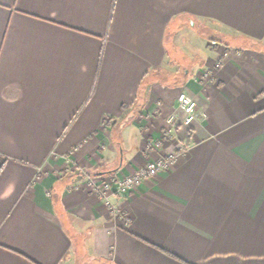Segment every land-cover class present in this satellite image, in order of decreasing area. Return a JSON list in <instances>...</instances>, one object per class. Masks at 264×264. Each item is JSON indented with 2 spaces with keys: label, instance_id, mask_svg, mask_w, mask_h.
Here are the masks:
<instances>
[{
  "label": "crops",
  "instance_id": "obj_1",
  "mask_svg": "<svg viewBox=\"0 0 264 264\" xmlns=\"http://www.w3.org/2000/svg\"><path fill=\"white\" fill-rule=\"evenodd\" d=\"M0 264H264V0H0Z\"/></svg>",
  "mask_w": 264,
  "mask_h": 264
},
{
  "label": "built area",
  "instance_id": "obj_2",
  "mask_svg": "<svg viewBox=\"0 0 264 264\" xmlns=\"http://www.w3.org/2000/svg\"><path fill=\"white\" fill-rule=\"evenodd\" d=\"M178 108L185 114L183 120L180 122L178 121L177 116L173 115L168 121V123L176 129H179L180 126L190 127L194 124V122L198 121L201 118H204V115L198 109L197 103L186 94H181L179 96ZM111 123V121H107L108 127ZM161 147L162 141H154L149 144L148 151H159ZM177 159V153H163L155 160L150 161L146 166L136 171L132 175H128L123 178H91L88 183L89 189L99 198L103 199L106 203H108V196L110 194H115L118 196H125L130 194L142 183L151 181L162 170H166L173 166L177 162ZM114 209L117 211L116 208Z\"/></svg>",
  "mask_w": 264,
  "mask_h": 264
},
{
  "label": "rangeland",
  "instance_id": "obj_3",
  "mask_svg": "<svg viewBox=\"0 0 264 264\" xmlns=\"http://www.w3.org/2000/svg\"><path fill=\"white\" fill-rule=\"evenodd\" d=\"M111 129H112V128H111ZM150 143H152V142H150ZM150 143H149V144H150ZM148 147H149V145H148ZM148 147H147V150H149ZM107 179H108V178H107Z\"/></svg>",
  "mask_w": 264,
  "mask_h": 264
}]
</instances>
